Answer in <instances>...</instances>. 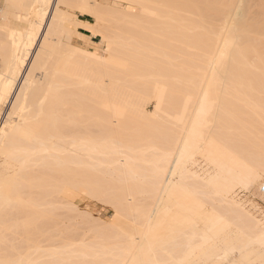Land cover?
<instances>
[{"label": "bare ground", "instance_id": "obj_1", "mask_svg": "<svg viewBox=\"0 0 264 264\" xmlns=\"http://www.w3.org/2000/svg\"><path fill=\"white\" fill-rule=\"evenodd\" d=\"M53 3L29 66L51 0L0 14V264H264V221L238 193L264 179V0ZM73 10L106 54L72 43L91 41ZM134 114L159 134L130 131ZM81 187L115 200L110 234L47 247Z\"/></svg>", "mask_w": 264, "mask_h": 264}, {"label": "rangeland", "instance_id": "obj_2", "mask_svg": "<svg viewBox=\"0 0 264 264\" xmlns=\"http://www.w3.org/2000/svg\"><path fill=\"white\" fill-rule=\"evenodd\" d=\"M55 0H51V5H50V8H49V10H48V12H47V16H45L46 18V20L44 19V23L42 24V28H40L41 30L39 31V33H38V37H36V42L34 43V45H33V47L31 48V51L29 52V54H28V56H27V65L29 66V64L31 63V60L33 59V57L35 56V54H36V52H37V50H38V48L40 47V45H41V41H42V39H43V36H44V34H45V32H46V27H47V23L49 22V20H50V16H51V13H52V10L54 9V2ZM122 3H123V7L124 8H130V4L128 3V2H123L122 1ZM137 7H139L138 5H136ZM53 7V8H52ZM62 7H65L64 5H62ZM2 8V9H1ZM50 9H51V11H50ZM2 10V11H1ZM11 10H17V11H19V9H15V8H13V6H11V9H9V8H7L6 7V5H5V0H0V14L3 16V14H4V12L5 11H10L11 12ZM164 10H166V8L164 9ZM16 11V12H17ZM73 12L75 13V14H81V12L79 11V10H73ZM82 14H85V13H82ZM87 14V13H86ZM50 15V16H49ZM89 15V14H88ZM11 17V16H10ZM92 17V16H91ZM48 19V20H47ZM95 18L94 17H92V20H94ZM166 19V20H165ZM169 21H168V20ZM3 19L1 18V16H0V21H2ZM149 20V19H148ZM155 20H157V19H155ZM153 21V22H152ZM164 21H165V25L167 26V24L168 23H170V19L169 18H164ZM168 21V23H166ZM149 21H147L146 23L144 22V25H147L148 26V28L149 27H151L150 26V22H152L151 23V25H153V26H157V28H158V25H159V27H163V26H165L164 24H163V22L161 23V22H155V23H157V24H155L154 23V20H151L149 23H148ZM149 25H148V24ZM11 24L12 25H14V26H16V27H18V28H24L25 26H26V23L25 22H23V21H21V22H18V23H15V22H11ZM169 25V24H168ZM147 26H145V27H147ZM155 27H153V28H155ZM46 29V30H45ZM55 38V37H57L56 36V34H55V36L53 35L52 36V38ZM54 38H53V42H55V41H57V40H55L54 41ZM61 38H62V35H61ZM100 38H101V36H99V37H91L90 39H91V41H90V44H87V43H84L83 41H78V38H74V40H72V43L74 44V45H76V46H81V47H83V48H86V49H88V50H91V51H95V52H98V53H101L102 55L103 54H106V52H105V47H106V45H105V43L102 41V40H100ZM64 39V38H63ZM65 41V40H64ZM26 65V67H25V69L26 68H28V66ZM122 72H118V74H117V76L119 75L122 79L124 78V76L121 74ZM124 74V73H123ZM122 75V76H121ZM118 76V77H119ZM122 79H121V81L120 82H122ZM124 80V79H123ZM76 90H78V89H76ZM148 98V97H147ZM146 98V99H147ZM9 100H11V99H9ZM148 100V102L147 101H145V105H144V109L146 110V112L147 113H152L153 111H154V108H155V97H152V95H151V97L150 98H148L147 99ZM147 102V103H146ZM8 105H9V107H10V101L7 103V106H5L4 107V110L2 111V116H4V115H6V113H7V111H8ZM147 105V106H146ZM146 106V107H145ZM138 117V119H140V117H139V115L137 116ZM137 117H136V114H134V116L132 117V120H131V124H132V126H134L135 125V127L134 128H137V126L140 124L139 123V120L137 119ZM135 121V122H134ZM138 121V122H137ZM140 121H141V119H140ZM0 122H1V120H0ZM133 122H134V125H133ZM138 124V125H137ZM97 128V127H96ZM134 128H132V129H134ZM143 129V128H142ZM141 129V125H139V129L137 128V130L136 129H134V131L133 130H130V131H132V132H138V130H139V132H138V134H137V132H136V134L137 135H140L141 134V136H146L147 137V139H148V137H150V136H152V137H150V138H154V135L155 134H157L158 132H156L155 131V134H153V132L151 133V135L149 136L148 134H143L144 133V129L142 130ZM141 130L143 131V133L141 132ZM140 133V134H139ZM150 134V133H149ZM159 134V133H158ZM158 137V136H157ZM158 139H160L159 137H158ZM200 160V159H199ZM199 163H198V165L196 166V169L197 170H199V172L200 171H202L203 170V168H205V170H208V169H210L208 166H206L205 164H204V162H202L201 163V161H198ZM200 164V165H199ZM201 165H203L202 167H201ZM199 166H200V169H198L199 168ZM205 166V167H204ZM208 171H210V170H208ZM99 173V174H98ZM101 173H104V174H106V175H104V174H101ZM97 174L99 175H97L96 177H94L93 178V181H96V180H98V179H96V180H94L95 178H99V181H101V179H102V176L104 175V176H106V177H104L103 176V178L104 179H106L107 177H108V175H109V179H106V180H110V174L109 173H105V172H97ZM101 174V175H100ZM101 176V177H100ZM144 186V185H143ZM146 187V186H145ZM144 187V188H145ZM82 188L83 187H81L80 189H79V191H78V194L75 196V198L72 200L73 201V203H74V209L76 210H72V211H69L70 209H68L69 208V206L67 205V203H66V201H64L62 204H63V206L65 207H61V208H59V210H57V212H58V218L60 219L59 220V226L61 227V229H60V231L58 230V232H57V230L55 229V230H52V229H50L51 231H49V233H51L50 235H52L50 238L51 239H49L48 240V242H46L47 243V247H49L50 248V246L53 248L54 246L55 247H62L63 245H66V243L68 244L69 243V241L73 244V247H79V248H81L83 245L81 244V242H83V244H84V241H85V244H92V243H89V241L91 242H94V244L95 243H97L98 242V240H99V238H97L96 239V237H99V234L100 235H103V234H110V230L109 231H107V228H110V226H112V224L115 222V219H113V218H115L114 217V215L116 214V208H115V200L114 199H111V200H106V199H104V198H102L98 193H96V192H93V191H91V193H89V189H86V188H83L84 190H82ZM140 188V187H139ZM141 188H142V186H141ZM140 188V190L141 191H139V189H138V192L136 193L137 195V201H138V203L141 201L142 203L143 202H146V201H149L151 198L149 197L150 196V194L148 195L147 193H149V192H145V190L142 188L141 189ZM87 190H88V192H87ZM239 190V191H238ZM237 191H238V193H239V195L240 196H242V198L244 199L243 201H245V199H246V201H248L247 202V208H251V210H252V208H253V210L252 211H254L253 213L255 214V215H259L258 217H262V220L264 221V219H263V217H264V192L261 190V184L259 183V184H256V185H253L250 189H248V190H244V189H238ZM143 191V192H142ZM142 192V193H141ZM144 192H145V194H144ZM98 194V195H96V194ZM242 193V194H241ZM91 194V195H90ZM250 194V195H249ZM78 195H80V196H78ZM92 195H94L93 197H92ZM143 195V196H142ZM262 195V196H261ZM99 196H100V198H99ZM245 197V198H244ZM146 198V199H145ZM148 198V199H147ZM139 199H140V201H139ZM143 199H145V200H142ZM131 202V200L129 199V200H127V202ZM246 201H245V203H246ZM140 202V203H141ZM139 203V204H140ZM249 203V204H248ZM62 204H60V205H62ZM113 205V206H112ZM250 205V206H249ZM253 207H252V206ZM210 204L208 205V207L210 208ZM82 207V208H81ZM80 209V210H78V209ZM255 208V209H254ZM74 211V212H73ZM82 211V212H81ZM85 211H86V213H85ZM258 213H257V212ZM260 211V212H259ZM60 212H62L61 214H63V215H61L60 214ZM81 214H79V213ZM262 212V213H261ZM113 213H115V214H113ZM66 214V215H65ZM84 214H86V215H84ZM70 215H72V216H70ZM74 215V216H73ZM263 215V216H262ZM84 216V217H83ZM87 218H86V217ZM75 217H76V219H75ZM74 218V219H73ZM82 218V219H81ZM89 218V219H88ZM63 219V220H62ZM86 219V220H85ZM85 220V221H84ZM89 220H90V222H89ZM92 220V221H91ZM62 221H64L63 223H62ZM84 221V222H83ZM94 221V222H93ZM63 224V226H62V224ZM68 222H69V224H68ZM72 222V223H71ZM86 222V223H85ZM83 223V224H82ZM88 223H90L91 224V226H90V224H88ZM109 223V224H108ZM65 224V225H64ZM98 224H100V225H98ZM108 224V225H107ZM96 225V226H95ZM103 225V226H102ZM65 226H67V228L65 227ZM68 226H69V228H68ZM71 226V227H70ZM94 226V227H93ZM102 226V227H101ZM65 227V228H64ZM90 227V228H89ZM92 227V228H91ZM106 227V228H105ZM95 228H96V230H95ZM105 228V230L103 231V229ZM91 229V230H90ZM64 230H66V231H64ZM55 231V232H54ZM91 231H93V232H95V233H93V232H91ZM98 231H101V232H98ZM106 231V232H105ZM52 232H54V233H52ZM62 234H61V233ZM69 234V235H68ZM94 234H95V236H94ZM96 234H97V236H96ZM54 235H55V237H58V235H60L59 236V238H61V239H57V238H55L54 237ZM57 235V236H56ZM66 235H68V236H66ZM62 236V237H61ZM65 236V237H64ZM54 237V238H53ZM93 237H95V238H93ZM53 238V239H52ZM71 238H73V239H71ZM67 239V240H66ZM94 239V240H93ZM52 240V241H51ZM54 240V241H53ZM56 240H57V242H56ZM65 242H63V241ZM69 240V241H68ZM81 240V241H80ZM96 240V241H95ZM61 241V242H60ZM63 242V243H62ZM88 242V243H87ZM54 244V245H53ZM70 244V243H69ZM77 244V245H76ZM218 244L219 245H221V242H218ZM60 245V246H59ZM62 245V246H61ZM81 247H80V246ZM75 247V248H76ZM228 260V261H227ZM227 260H223V261H221V259L219 260L220 261V264H235L234 263V260H231V258H230V261L231 262H229V259L227 258ZM218 259H217V261H214L213 263L211 262V263H209V264H218ZM205 262H198L197 264H204ZM205 264H207V263H205ZM242 264V263H241Z\"/></svg>", "mask_w": 264, "mask_h": 264}, {"label": "crops", "instance_id": "obj_3", "mask_svg": "<svg viewBox=\"0 0 264 264\" xmlns=\"http://www.w3.org/2000/svg\"><path fill=\"white\" fill-rule=\"evenodd\" d=\"M77 17L79 21L76 26L78 32L85 34L86 36L93 37L90 28L87 26V23H91L93 21L91 15L81 13L77 14Z\"/></svg>", "mask_w": 264, "mask_h": 264}, {"label": "built area", "instance_id": "obj_4", "mask_svg": "<svg viewBox=\"0 0 264 264\" xmlns=\"http://www.w3.org/2000/svg\"><path fill=\"white\" fill-rule=\"evenodd\" d=\"M261 190L264 192V179L261 181Z\"/></svg>", "mask_w": 264, "mask_h": 264}]
</instances>
